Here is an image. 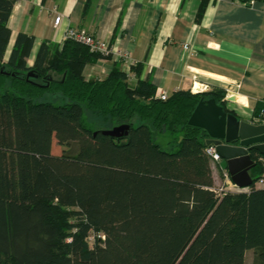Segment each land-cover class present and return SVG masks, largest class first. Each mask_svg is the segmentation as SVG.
Wrapping results in <instances>:
<instances>
[{"label":"trees","instance_id":"obj_1","mask_svg":"<svg viewBox=\"0 0 264 264\" xmlns=\"http://www.w3.org/2000/svg\"><path fill=\"white\" fill-rule=\"evenodd\" d=\"M13 4L0 0V264H244L249 250L264 264V187L215 194L206 136L187 124L200 100L235 115L225 90L161 101L119 68L88 80L100 56L69 40L42 42L29 66L33 37L18 33L9 49ZM86 112L111 129L128 125V135H102L108 127L87 125ZM251 122L264 123V105ZM152 133H169L176 149ZM251 158L255 182L263 166Z\"/></svg>","mask_w":264,"mask_h":264},{"label":"crops","instance_id":"obj_2","mask_svg":"<svg viewBox=\"0 0 264 264\" xmlns=\"http://www.w3.org/2000/svg\"><path fill=\"white\" fill-rule=\"evenodd\" d=\"M7 21L9 49L18 33L34 38L33 58L42 42L61 48L64 31L84 30L126 54L139 66L130 86L149 81L169 97L178 91L222 88L225 107L251 121L264 105V0H13ZM203 7L201 17H198ZM54 14L62 20L53 25ZM187 44L189 51H183ZM126 65L100 57L87 65L86 79L105 78ZM198 87V88H197ZM235 97V102L228 98ZM264 124V123H263ZM211 168L214 185L229 187L224 166Z\"/></svg>","mask_w":264,"mask_h":264},{"label":"water","instance_id":"obj_3","mask_svg":"<svg viewBox=\"0 0 264 264\" xmlns=\"http://www.w3.org/2000/svg\"><path fill=\"white\" fill-rule=\"evenodd\" d=\"M0 74H5L3 69ZM228 100L236 101L233 96ZM187 124L203 131L206 136L204 146L215 147L232 184L240 189L252 186L250 170L255 161L251 153L264 156V124L239 120L217 105L214 99L200 100ZM128 132L129 126L121 125L101 131V134L119 139L126 137Z\"/></svg>","mask_w":264,"mask_h":264},{"label":"built area","instance_id":"obj_4","mask_svg":"<svg viewBox=\"0 0 264 264\" xmlns=\"http://www.w3.org/2000/svg\"><path fill=\"white\" fill-rule=\"evenodd\" d=\"M61 20H62V16L60 14H54L53 16L54 27H58ZM63 37L65 41L69 40L77 44H80L82 46H85L91 54H95L100 57H111V58H114L115 60L122 61L127 67V69L124 71L126 79L128 81L132 79V73L130 71V68L131 66L134 65V63L128 58L126 54H123L117 51L115 48L111 47L107 42L94 38L93 36L85 32L84 30H80L76 28L66 29L64 31ZM182 49L183 51H189L190 47L187 44H184L182 45ZM191 93H197V91L194 88H192ZM156 97L161 101H166L169 98V96L164 92L156 95ZM204 153L209 160L211 168L215 170L216 163L220 162V158L215 150V147L214 146L205 147ZM256 162L260 163L263 166V173L257 181L253 182L251 187L240 189L231 183L229 187H216L215 186L216 188L213 189L214 193L217 194L218 196H222L226 193H238L241 191H248L251 188L264 187V157L258 156ZM98 237L104 240L103 235L98 236ZM89 241L90 242L93 241V236L89 238Z\"/></svg>","mask_w":264,"mask_h":264},{"label":"rangeland","instance_id":"obj_5","mask_svg":"<svg viewBox=\"0 0 264 264\" xmlns=\"http://www.w3.org/2000/svg\"><path fill=\"white\" fill-rule=\"evenodd\" d=\"M206 92V91H204ZM41 101H49L51 103H54L56 105H59L62 103L61 100H59L58 95L56 96H52V95H45ZM92 118H95V121L97 122V129H104L105 127H108V130H111L110 125H102L99 120L94 117L93 115H91V113L86 112V117H85V121L87 125H91L92 122ZM94 129V127H93ZM104 131V130H102ZM179 139V138H178ZM152 141L156 144H158L162 150L167 151V152H171L174 151L176 149V146L174 144V141L172 142V136L169 133H163V134H158V133H152ZM51 154L55 155V156H59L62 153V148H60L57 143L56 140L53 139L52 140V145H51ZM224 166V163L221 162V164ZM216 166L218 168V164L216 163ZM253 258H254V252L252 250H249L245 253V262L244 264H252L253 262Z\"/></svg>","mask_w":264,"mask_h":264},{"label":"bare ground","instance_id":"obj_6","mask_svg":"<svg viewBox=\"0 0 264 264\" xmlns=\"http://www.w3.org/2000/svg\"><path fill=\"white\" fill-rule=\"evenodd\" d=\"M198 88V87H197Z\"/></svg>","mask_w":264,"mask_h":264}]
</instances>
